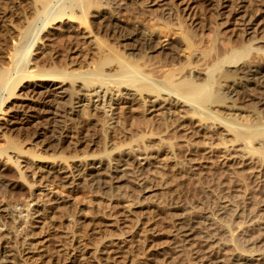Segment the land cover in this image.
<instances>
[{
    "label": "rangeland",
    "instance_id": "1",
    "mask_svg": "<svg viewBox=\"0 0 264 264\" xmlns=\"http://www.w3.org/2000/svg\"><path fill=\"white\" fill-rule=\"evenodd\" d=\"M13 2L14 0H1L0 2V11H6L5 15H3L4 22L0 26V62L3 66H8L9 64L8 55L14 51L16 46L15 43H17L18 38L20 37L18 31H21L20 28L23 30L26 27L27 21L33 18V12L29 9V0H27V2L26 0ZM16 3L19 4L17 5ZM80 3V6H77L80 8L68 9V14L66 13L65 17H63L60 21L55 20L56 22H51L48 25V28H46L47 30L44 31L39 38H37L36 44L32 48V53L30 55L31 60L28 68L29 70H34L36 72L32 71L31 73L33 74H28L29 76L20 75L15 72L12 74V85L14 82L13 86H15V88L11 85V88L13 89H10V92L8 91L5 94V98H3V113L10 112L11 110L9 109H13V106L19 105L23 100L26 101L28 106H25V108L23 106V108L19 106V108L21 107L22 109L21 112L34 116L36 115L37 120L36 123L21 124L15 129L7 130V128L0 127V149L7 151L6 154L9 155L8 158H6L9 161L2 166V168L6 167L7 169L5 168L2 171L4 176H1V179L12 180L14 178L13 180H15L19 178L17 187L15 186L16 188L12 186L3 188L0 186V201H28L30 200V193L32 192V189H40L39 191H41V197H43V199H46L49 196L46 194L48 193V190L45 189L43 180L40 178H37L36 180L31 179V177L25 175V173L17 165L18 163L16 162V158L18 154L23 157L25 156V158L29 160L35 159L33 164L37 165L38 162L36 161L38 157L40 158L41 156H48L50 159H56L59 156L57 158L59 161L69 162L75 155L80 156L81 154L84 156L88 154L100 156L101 152L102 157H106L105 155H108L110 157L107 156V159H111V157L118 158L127 149L132 150L131 153L135 157L139 154L142 155V153H146L147 151L150 155L152 154L149 158V163L137 164L138 161H129L128 166L129 168L131 167L129 170L130 176L128 175V180L126 179L123 182V189L121 190V195L123 194L122 199H126L125 195H128L126 200H129L130 202L132 201L133 203L136 201L135 203L138 202L140 204L145 200L142 202L143 204H140V206L145 205L148 202H146V200L149 197H152L153 202H155L154 204L158 202L157 200L160 201L162 198L161 201L157 203L161 206V208L159 207L161 211L157 208L154 209L155 211L151 210L152 208H149V210L147 207H137L134 211L133 217L137 216L136 218H138L139 216L144 217L145 215L150 219L149 221H154L156 227L160 229V231L163 230L160 236H158L159 239L157 237H155L157 239L153 238L149 241L150 244L148 242L142 243L144 239L140 240L139 243L144 246L150 245L153 250H155V247L157 246L161 247L162 243H164L163 246L165 249L167 248L163 251H154V254L157 252L156 255L153 254L149 260L144 262V264L146 262H149L150 264H156V262L157 264H210L209 261H205L207 243L210 245L216 244V242L223 237L222 226L227 223L231 224L234 233L238 234L242 232L246 236L245 240L241 238L239 245L245 249L246 252L258 255V253L264 249V155L262 154L263 156H261V152L259 154L257 150L255 151L256 154H254L253 151H248L252 154L250 153V158L249 160L247 158L246 164L243 162L242 164L239 160L237 161L232 159V156L229 153L232 151L231 146H233V142L235 145L236 139L233 140L235 138L233 137L234 134H229L223 128L224 126L219 127L216 123H214V121L207 123L212 128L210 129L207 127L208 129L203 130L205 133L188 132V120L187 118L182 117V115L186 113V109L181 106H172V111H167L162 115L163 120H154L150 117L151 115L148 114L147 111V100L150 97L148 94H143V97H136L137 99L135 98L131 101L124 100V102L122 101L121 104H119L121 106L119 108L120 110H114L117 105V99L125 96L126 94L123 95V93L120 92L117 94L118 91L116 92V90H111L109 91L110 94L112 92L111 95L109 94L110 97L107 95L105 100L102 101V107L100 106L97 109H92V100L94 95L91 88L97 86L98 82L95 81L94 84L89 82L86 83V80L80 78L79 75L78 77L76 75L78 73H83L86 70L88 71L89 68L90 70L93 69L92 67L102 59L101 56L103 57L104 55L101 54L102 52L107 55L109 52L111 55L112 52L114 54H120L122 52L120 55L123 54L122 56H125L126 58L128 57V60H131L132 58L131 62H138L135 64L142 65L143 61H145L144 58H140V56H130V58L125 55L126 53L120 44L117 45V42L114 43V41H116L113 35L114 32H119V30L122 29L121 27L124 28V26L127 31L139 30L141 32V35L137 37V41L140 45H147V43L148 45H152L157 41H165V39L166 41H173V52L176 56L175 58L178 59L179 62H183L185 60L184 63L187 61V54L189 53L187 40L199 42L201 44H208L211 42V38H213L215 32L218 31L219 45L221 47H227L231 44H239L242 39H246L248 36L239 28H234L233 26L227 27L222 23L224 17L218 15L220 0H81ZM104 4L110 8V13L117 16V20L108 16L106 17V22L103 24L104 27H99L97 23L95 25V23L92 22V19L90 20L91 17L88 13L93 7ZM27 5L29 10L27 9ZM185 6H190L191 8L188 11H184L183 7ZM71 10H73V12ZM82 10L87 12L83 13ZM70 14H73L74 16L76 15L75 22H72V24L68 22L67 18L70 17ZM107 23L108 26H106ZM8 24L14 25L15 29L9 27ZM59 24H62L63 31L54 29V27ZM79 24L84 25L85 27L87 25L90 26L89 28H92L94 34L96 33V35H98L97 39L99 41L95 40L96 42H94L96 44L94 42L88 43V40L82 37L80 33H78L80 35L78 36L73 27H76ZM134 27L137 28L135 29ZM142 31H147V34L143 33V35ZM176 40L178 41L177 43ZM102 47L105 49L102 50ZM155 55L160 57V54ZM138 60H140V62ZM99 63L100 62L97 63V66ZM109 65L111 66L109 67L105 65L107 67H104L105 70L114 69L116 64H113V66L112 64ZM54 68L57 70H66L68 72L73 71L72 73L76 76L75 78L74 76L67 78L66 87L69 89L70 95H72L67 100L63 99L59 104L57 101L60 99L57 98L54 93L55 91L48 90V84L43 82V78L45 76L40 77L39 75V73H44L43 71L47 72V69L49 70ZM83 82H85V84H83ZM87 84L88 86H86ZM30 89L33 90L31 91ZM260 92L261 91H259V94ZM91 93L92 95H90ZM76 96L80 97L83 104L82 106L75 108V105H77L76 101L78 100ZM221 96L222 94L219 93V99H217L219 102H216V100L214 102L216 105L214 104L213 108H218V110L220 109L219 111L221 114L224 115L225 113L226 117L230 114L229 117L231 116V118H234L232 115L235 114V120L239 119L238 122H249V120L254 122V117L253 115L252 117L250 116L251 113H249L250 111H247V108L251 107L249 110L255 111L261 110L260 104L256 103L255 100L248 99L250 96L246 92L241 93L240 99H238V101L234 104L229 100H224L225 102H223V100H221ZM87 98H90L92 101V103L89 102L90 105H88L89 103ZM94 99L96 100V97ZM111 104L112 106H110ZM255 107H258V110H256ZM115 111L117 114L113 113ZM173 111L175 113H173ZM230 112L233 114L231 115ZM260 112L262 118L264 119V110ZM3 113H1L0 116H2ZM188 115L189 117H194L191 113ZM181 124H183L182 127ZM45 132V135H49L48 138L51 139H48L51 145L49 148L47 147L46 149H43L41 147L42 141H39L38 139L36 140L34 135L43 134V136H45ZM53 134L56 135L54 136ZM160 134H162L161 137ZM236 142L239 143L238 140ZM238 143L236 145H238ZM255 143L254 147L257 145L256 148H259L258 142L256 141ZM211 144L213 146L212 150L208 149V146H211ZM144 146L145 149L147 148L145 152L143 151L145 150ZM104 148L107 150V154ZM115 148L118 150L122 149L118 151ZM208 150L210 151L208 152ZM248 152L246 154L247 157ZM16 153L18 154L16 155ZM134 180H137L136 183H134ZM141 180H147L148 184L152 185L153 189L155 188L154 191L147 194L148 192H145L143 187L140 188L141 184H139V182H143ZM33 182H35V184H33ZM87 185L88 184H84L79 186L76 190H70L69 188L54 184L53 187L59 189L58 191L62 193L64 192V194L66 193V196L71 195L73 197H77L79 200L81 199V208L79 209L76 207L75 209V206L70 202L69 204L66 203L60 205L58 210L60 209L61 211H55L56 214H53V218H48L46 222L44 221L45 224L42 223L43 225L39 223V225L36 224L37 226L32 227V233L35 234L32 237L30 236L31 238L28 239V242L38 243H34L37 248H35L33 244H30V246H34L31 248L32 250L37 249L35 252L33 251L34 253L31 252V257L24 258L22 260L20 254L17 252L16 245L11 243L13 246H9L10 248L7 247V251L4 253V257L7 259L6 264H17V262L23 264L24 261H27L24 262V264L64 263V261L69 258V252H71L73 248H75V254L77 256V254L79 255L82 253V248L80 247H83V243L86 244L88 241L87 243L90 244L93 241L95 242V238L100 239L98 237H101V234L107 231L105 225L106 219H104V217L109 213H114L115 215L117 213L120 214L118 211L121 210V204L118 199H116L115 202H111V204L107 199L105 200V198H103V194L95 190L97 188L92 189L94 187ZM53 187L50 188L52 189ZM153 193L157 194L153 195ZM134 194L136 196H134ZM150 194L151 196L148 197L147 195ZM242 195H244L247 202L245 205L246 207L243 205L245 207L244 209L242 208V205H240L242 203H240L241 201L239 199ZM150 198L149 201H151ZM162 202H165L166 205ZM63 205H65V207ZM146 210L148 211L146 212ZM84 213L86 214L83 215ZM90 214H94L95 216H91ZM101 214L104 217H102ZM181 216L186 217V219L190 218V220L187 219L186 222H190L191 219L194 221L197 220L195 221L196 223L192 220L193 225L195 226L200 222V226L198 225L196 227L199 228V230L202 228L203 231H201L202 233L200 234L198 233L197 237L187 243L188 247L187 245H179L181 247L180 248L177 246L178 243H176V248H174L173 245H175V243H171V245L168 241L170 239L169 233L171 234L175 232L178 228L177 223L179 222V219L182 218ZM74 220L76 222H73ZM175 220L177 223L174 222ZM164 235L167 236L165 237ZM201 235H203V237H201ZM2 241L3 238L1 239L0 237V243H2ZM161 241L163 242L161 243ZM137 242L138 241H136V244H138ZM165 242L167 245H165ZM155 243L157 246H155ZM160 243L161 245H159ZM67 245L69 246L68 248L70 251L67 252L66 256L64 250L60 249H62L63 246L67 247ZM73 245L75 247H73ZM70 246H72V248ZM148 246H146V248H148ZM42 248H44L43 251ZM78 249H81V251H78ZM165 251L167 253H165ZM62 252L66 257L63 256ZM59 253L62 254L60 255ZM81 255H79V258L83 264H92V260H88L89 256L87 254V258L80 257ZM82 256H85V254ZM156 256L158 258L157 261ZM163 256H165V258ZM57 258H61L62 260H58ZM97 261L99 263L102 262L100 260ZM98 262L96 263V261H93L94 264H99ZM110 264L114 263L110 262Z\"/></svg>",
    "mask_w": 264,
    "mask_h": 264
},
{
    "label": "bare ground",
    "instance_id": "2",
    "mask_svg": "<svg viewBox=\"0 0 264 264\" xmlns=\"http://www.w3.org/2000/svg\"><path fill=\"white\" fill-rule=\"evenodd\" d=\"M18 1H20V0H14V2H18ZM80 1L81 0H29V7L30 8L27 5V9L29 8L30 11L33 12V14H32L33 18L29 21H27L28 19L26 20L27 21L26 27L23 30L21 28H20V30H21L20 32L17 30L18 33L20 34V37L18 38L17 43L13 42L16 44V46L14 48V51L8 55V60H9L8 66H5V65L3 66L0 62V115H1V113H3V105H4L3 104V98H5V94L10 89L12 90L13 88H15V86H13L14 82L12 85V74L14 72L18 73L20 75H26V76L33 74L31 72L34 70L31 71L28 68H29V64H30L29 62L31 60L30 55L32 53V48L36 44L37 38H39L40 35L44 31L47 30L46 28H48V25L51 22H53L55 20L60 21L63 17H65V14L67 13L68 9L80 8V7H77L79 4H81ZM117 1H119V0H117ZM120 1H122V0H120ZM0 2H1V0H0ZM26 2H27V0H26ZM190 8H191L190 6L189 7L185 6V7H183V10L188 11ZM109 9L110 8L105 6V4L104 5H97L96 7H93L88 13L89 16L91 17L90 20L92 19V22L95 23V25L97 23L99 25V27H104L103 24H104V22H106L105 20H106V17H108V16L117 20V16L110 13ZM71 11L73 12V10H71ZM79 11H80V9H79ZM218 11H219L218 15L224 17V19L222 21L223 24H225L227 27L233 26L234 28H239L248 37L246 39H242L239 44H231L227 47H221L219 45V43H218L219 42L218 31L215 32L213 38H211V42H209L208 44L205 43L206 45L201 44L199 42L187 40V46L189 49L188 50L189 53L187 54L188 55L187 61L185 63H184V61H185L184 59L181 58L184 61L179 62L178 59L175 58L176 56L174 55V52H173V50H174L173 41H171V40L166 41V39H165V41L164 40H161L159 42L157 41V42H155L156 44L154 43L152 45H148V43H147V45H140L137 41V37H139L141 35V32L139 30L138 31H127L125 29V26H124V28L120 26L122 29H120L119 32H117V31L114 32V34H113L114 38L116 40V41H114V43L117 42V45L120 44V46L123 47L124 52L126 53L125 54L126 56H129V57L130 56L131 57H134V56L139 57L140 56V58H144L145 61L142 60L143 61V63L141 62L142 65H137V64H135V63H138V62H135L137 60L136 58H135L136 60L134 61L135 63H133V61L131 62V60H132L131 57H130L131 60H128L127 59L128 57L126 58L125 56H122L123 54L120 55L122 52L120 54L119 53L114 54L112 52V55L110 52L108 53V55L102 52L101 54L102 55L104 54V55H103V57L101 56L102 59L98 61V62H100L98 64V66H97L98 62L96 63V65H95V66H97L96 68H94L95 66H93L92 67L93 69H91V70L89 68L88 71L86 70L83 73L76 74L77 77L79 75L80 78L86 80L87 81L86 83L89 82V83L94 84L95 81L98 82V85L95 84L97 86L94 85L95 87L91 88L93 90L92 93L94 95V98L96 97V100L94 98L92 100L93 101V105L91 104L93 106V107L91 106L92 109L99 108L101 106V104L103 103L102 101L105 100L106 96L107 95L109 96V94H110L109 91H111V90L112 91L116 90V92L118 91L117 94H119V92L123 93V95L126 94L125 96L119 97L117 99V101H116L117 105L115 106L114 110L119 109L121 107L119 104H121L122 101L124 102V100L131 101V100H134L136 97H143L144 96L143 94H145V95L148 94V95H150V97L147 100L148 101L147 111H148V114L151 115L150 117H152L154 120L159 121L160 119H162V115L164 113H166L167 111H172V109H173L172 106H175V107L181 106V107L186 109L185 111H186L187 115L185 113L182 115V117H185L188 120L187 121V126H188L187 130H189L188 132H190V133L204 132L203 130H206L208 128H210V129L212 128L207 123H209L210 121H214V123H216L217 126H219V127L224 126L223 128L229 134L233 133L235 135V136L233 135V137H235L233 140L236 139V141L238 140L239 143L235 141V145L238 143V145L235 146L233 144L234 142L231 140L233 142L232 143L233 146H231L232 151L229 154L232 156L231 157L232 159H235L237 161L239 160V161H241V163L243 162L244 164H246V162H247L246 160H247V158L249 160V158H250L249 155L251 153L248 151H253L254 154H256L255 151H257V150H258L259 154L261 152L260 155L263 156L264 155V119L262 118L260 111L264 110V15H263L264 0H220ZM82 12L84 13L87 11L82 10ZM5 13H6V11H3V12L0 11V26L4 22L3 15H5ZM114 14H115V12H114ZM72 15L70 14V17H67V15H66V17L68 18V22H70L71 24H72V22H75V19H76L75 18L76 15L75 16L74 15L72 16ZM132 22H134V21H132ZM81 24L77 25L76 27H73L74 31L77 32L78 36H80L78 34V33H80L82 35V37H84L86 40H88V43L94 42L95 40H98L97 39L98 35H96V33L94 34V31L92 30V28H89L90 26L87 25L88 27L87 26L85 27L84 25H81ZM8 26L11 27L12 29H15L14 28L15 26L12 24H8ZM106 26H108V23ZM54 29L61 31L62 30V24L57 25L56 27H54ZM146 32L147 31H145V32L142 31V34L146 33ZM153 33H154V31H153ZM113 35H112V38H113ZM149 38H150V36H149ZM146 39H148V38H146ZM177 40H176V43L178 42ZM174 43H175V41H174ZM112 46L115 47L114 45H112ZM100 47H97V48H100ZM104 47H106V46H104ZM103 49H105V48L102 47V50ZM109 50H111V49H109ZM155 54H158V55L160 54V57H157V55H155ZM140 60H138V61L140 62ZM109 64H112V66H113V64H116L115 68L111 69V70L108 69L110 71L105 70V68H104V67H106L105 65L110 67L111 65H109ZM32 69H33V67H32ZM34 72H36V71H34ZM43 72L44 73H39V75H40V77L45 76L43 78V80H44L43 82L45 84H48V90H54L55 91L54 93L56 94L57 98L60 99L57 101L58 104L63 99L67 100L71 97L72 94L70 95V93H69L70 91L66 87V80L68 77L71 78V76H74V78L76 77L75 74L72 73L73 71L68 72L66 70H60V69L57 70L54 68V69H49V70L47 69V72H45V71H43ZM17 78H18V76H17ZM29 79H30V77H29ZM75 82H76V79H75ZM83 84H85V82H83ZM11 85L13 86V88H11ZM30 85H31V83H30ZM86 86H88V84ZM30 90L32 91L33 89H30ZM258 90L261 91L260 94H259ZM34 91H35V89H34ZM243 92L244 93L246 92L250 96V98H248V99L255 100L256 103L260 104V106H261L260 111L249 110V108L251 109V107L247 108L248 110L245 108L247 111H250L249 113H251V115H250L251 117L253 115L254 119L253 118L252 119L254 120V122H251V120H249V122H244V121L238 122L239 119L235 120V116H234L235 114L232 115L233 113L230 112L234 118H231V116L229 117L230 114L227 115L228 117H226L225 113H224L225 116L223 114H221V112L219 111L220 109L218 110V108H215V109L213 108L214 104L216 105V103H214V102L217 99H219L218 98L219 93L222 94L221 100H223V102H225L224 100H229L231 103L234 104L238 101V99H240L241 93H243ZM92 93L90 95H92ZM153 93H155V94H153ZM111 94H112V92H111ZM74 95H76V94H74ZM25 97H27V96H25ZM90 98H92V97H90ZM77 99H78L76 101L77 105H75V108L82 106V104H83L81 102L80 97H77ZM89 99L87 98L88 103L89 102L92 103L91 99H90V101H89ZM4 101H5V99H4ZM216 102H219V100H217ZM233 104H230V105H233ZM88 105H90V103ZM19 106H21V107L23 106L25 108V106H28V105H27L26 101L22 100V102H20L19 105L13 106V109H9V110H11L10 112L3 113V115L0 116V119H1L0 127L7 128V130H8V129L18 128L19 125H21V124L33 123V122L36 123L37 116L36 115L35 116L30 115V114H27L25 112H21L22 109H21V107L19 108ZM110 106H112V104ZM257 108H256V110H258ZM174 110H175V108H174ZM4 112H6V111H4ZM189 112L194 117H192V116L189 117V115H188V114H190ZM113 113L117 114L116 111ZM169 113H172V112H169ZM173 113H175V112L173 111ZM184 115H186V116H184ZM236 118H237V116H236ZM247 121H248V119H247ZM204 125H206V126H204ZM213 125H215V124H213ZM182 126H183V124H181V127ZM42 132H44V131H42ZM60 133H62V132H60ZM153 133H155V132H153ZM45 134H46V132L44 133V135ZM42 136H43V134L36 135V136L34 135L36 140L38 139L39 141L40 140L42 141L41 147L43 149H46L47 147L49 148V146L51 145L49 140H48V139H50V138H48L49 135L48 136L45 135L43 137ZM161 136H162V134H160V137ZM158 138H159V136H158ZM183 140H185V139H183ZM61 141H62V139H61ZM256 141L259 144V148H256L257 145H256V147H254V144H256L255 143ZM59 142H60V139H59ZM36 143H37V141H36ZM142 144H143V142H142ZM142 144H141V146H142ZM59 145H58V147H59ZM227 145H228V143H227ZM105 148H104V150H106ZM212 148H213L212 144H211V146H208V149L212 150ZM115 149L118 150L117 148H115ZM121 149H119V150H121ZM144 149H145V146H144ZM146 149L143 151L145 152ZM137 150H138V148H137ZM210 150H208V152ZM6 152L7 151L0 149V186H2L3 188H7L8 186H10V187L12 186V187L16 188L18 181H19V178L15 179V180H13L14 178L12 180H8V179L2 180L1 179V176L2 177L4 176L2 171L6 168V167L2 168V166H4L7 161H9L6 159L9 156L6 154ZM131 152H132V150L127 149L118 158L117 157H114V158L111 157V159H109V158L107 159L108 155H105L106 157H104V156L102 157L101 152H100V154H101L100 156L90 155V154L84 156L81 154L82 156L81 155L80 156L75 155L76 157L75 156H74V158L72 157L73 159H70L71 161H69V162L59 161L57 159L59 156L56 158L57 160L54 158H53L54 160L52 158L50 159V157H48V156H41L42 158L38 157V159L36 161V162H38L37 165L33 164L35 159L29 160V159L25 158V156L23 157V156H20L18 153H16V155L18 154V156L16 158V162L18 163L17 165L21 168V170L25 173V175L30 176L31 179L36 180L37 178H40L41 180H43L44 187L46 190H48V193H46V194H48L49 196L46 199H43V197H41V191H39L40 189H32V192L30 193V200H28V201H25V202H19V201L18 202L17 201L16 202H14V201L13 202L12 201L5 202L3 200L0 201V230H1V232H0L1 236L0 237H1V239L3 238L2 243H0V253H1L0 264H6L7 259L4 257V253H6L7 247H9V246L11 247L13 245H16L17 252H18V254H20V257L22 258V260L24 258L31 257L30 256L31 252L34 253L35 250H37V249L32 250L31 248L34 247L38 243V242L37 243L34 242V243H36L34 245V243L28 242V239H30L35 234V233L34 234L32 233V227L39 225V223L45 224L44 221L46 222L48 218H53V214L55 213V211L57 212L60 205L66 204V203L69 204V202H70L72 205L75 206V209H76V207L79 209L81 208V205H82V202L80 201L81 199L79 200L77 197H73L71 195L66 196V193L64 194V192L62 193V192L58 191L59 189L53 187L54 184L69 188L70 190H76L77 188H79V186L84 185V184L85 185L88 184V185L94 187V188L90 187L92 189L97 188L95 190H97V192L99 191L101 194H103L104 195L103 198H105V200L107 199L110 203L113 201L115 202L116 199L120 200V204H121L120 209L121 210L118 211L120 214L117 213L118 215L117 214L115 215L112 212L113 214L109 213L105 217L101 214V216L104 217V219H106L105 225H106L107 231L105 233L101 234V237L100 236L98 237L100 239L95 238V242L93 241L92 243L89 244V243H87L88 241L86 240L87 241V242L85 241L86 244L83 243V247H80V248H82V253L85 254V256H82L83 254L80 253L79 255L82 254L80 257H86L87 258L89 256L88 260L91 259L92 264H94L93 261H96V263H97L98 262L97 260L102 261V262H100L102 264H107V263L110 264V262H112L114 264H144L145 261H147L151 258V256L154 254V251H157V252L163 251L165 249V247L163 246L164 243H162L163 241H161V243H162L161 247H158L155 243V246H157V247L154 246L156 248L155 250H153L152 246H150V245L149 246L152 249L148 245H146V246H148V248H146V246L139 243V241L143 240V239H144V241L143 242L141 241L142 243H144V242L149 243V241H151L153 238H155V237L158 238V236H160V234L162 233L163 230L160 231V229H158L156 227V224L154 223V221L153 220L149 221L150 219L148 217H146L145 215H144V217H146V218H144L143 216L142 217L139 216L140 218L139 217L136 218L137 216L133 217L134 211L137 209V207H147L148 209L152 208L151 210H154L156 208L159 209V207L161 208V206H159V204H157V203L160 202L162 198L160 199V201L157 200L158 202L156 204H154L155 202H153L152 197L151 198L149 197V196H151V194L147 195L151 201H149V198H148L146 200V202L147 201L148 202L143 206H140V204L145 201L144 199H143L144 201H142L140 204L138 202L135 203L136 201L133 203L132 201L130 202L129 200H126L128 195L126 196L125 194L127 192L124 194L126 199L125 198L122 199V197H123V194L121 195V190L123 189L122 184L128 178V175L130 172L129 170L131 168V167L129 168V166H128L129 161H131V160L135 161V162L138 161L137 164H145L149 161V158L152 155V154L150 155L146 151V153H142V155L139 154L137 157H135L132 155ZM135 152H136V150H135ZM247 152H248V157L246 155ZM108 153H109V151H108ZM110 153H111V151H110ZM106 154H107V150H106ZM112 154H114V153H112ZM108 157H110V156H108ZM263 159H264V157H263ZM7 165H8V163H7ZM138 166H140V165H138ZM12 170H13V168H12ZM130 174L133 175L132 173H130ZM9 179H11V178H9ZM136 181L134 183H136ZM141 181H143V180H141ZM33 184H35V182H33ZM139 184H141L140 188L143 187L145 192H148L147 194L152 193L155 189V188L154 189L152 188V185L148 184L147 180L143 181V182H139ZM50 187H53V188L51 189ZM136 192H138V191H136ZM142 192H144V191H142ZM0 193H1V187H0ZM171 193H173V192H171ZM154 194L156 195L157 193H153V195ZM162 195H163V193H162ZM134 196H136V195L134 194ZM239 199L241 201L240 203H242L240 205H242V208L244 209L246 207L245 205L247 204L246 199L244 198V195H242L241 198H239ZM169 203H171V202H169ZM163 204H165V202ZM165 205H163V206H165ZM63 206L65 207V205H63ZM67 208H69V207H67ZM144 209H146V208H144ZM58 211H61V210L59 209ZM147 211L148 210H146V212ZM159 211H161V210L159 209ZM140 212H141V210H140ZM76 213H77V211H76ZM137 213H139V212H137ZM179 213H180V211H179ZM80 214H81V212H80ZM85 214L86 213H84L83 215H85ZM93 215H91V216H93ZM171 216L174 217L173 215H171ZM181 217L182 218L179 217L180 219L178 218L179 219L178 223L176 222V220L174 221L178 225V228L175 230V232H173L171 234L168 232L170 235V239L168 241L170 242V244L175 243V245H173L174 248H176L175 247L177 245L176 243H178L177 246H179V245L180 246H183V245L186 246L187 243H189V241H191L195 237H197L198 233L200 234V233H202L201 231H203L202 228H200L201 230H199V228L196 227L200 224V222H199V224L197 223V225L195 226V225H193V221H194L193 219H191V221L193 220L192 222L191 221L186 222V220L187 219L190 220V218L186 219V217H183V216H181ZM151 218H152V216H151ZM50 220H52V219H50ZM170 220H173V219H170ZM97 221H96V223H97ZM195 221H197V220H195ZM73 222H76V221L74 220ZM89 222H90V220H89ZM57 224H58V222H57ZM154 224H155V226H154ZM170 224H172V223H170ZM159 225H160V223H159ZM160 227H162V226H160ZM103 229H104V227H103ZM172 231H173V229H172ZM222 233H223V237L220 238L219 241L216 242V244L210 245L209 243H207V251H206L207 254L205 257V261H209L210 264H262V263H264V249H263V251H260L258 253V255H254V254H250V253L246 252L245 249H243L239 245V242H241L240 241L241 238H243L245 240L246 236L242 232L238 233V234L234 233L230 223L224 224L222 226ZM73 234H75V233H73ZM72 236H74V235H72ZM201 237H203V235H201ZM157 238H155V239H157ZM136 241H138L137 242L138 244H136ZM158 241H156V242H158ZM154 242H155V240H154ZM161 243L159 245H161ZM27 244H29V245H27ZM30 244H33L34 246L33 245L30 246ZM165 245H167L166 242H165ZM42 246H44V245H42ZM61 246H62V244H61ZM68 247L69 246L67 245V247L63 246L62 249H60V250H64V253L66 254V256H67V252L70 251ZM70 247L72 248V246H70ZM73 247H75V246L73 245ZM187 247H188V245H187ZM35 248H37V247L35 246ZM44 248H42V251L44 250ZM76 249H77V247H76ZM46 250H47V248H46ZM60 250H58V251H60ZM40 251H41V249H40ZM75 251H76L75 248H73L72 251L69 252L70 254L68 253L70 256H69V258H67L64 261L65 264H83V262L80 261L79 255L77 254L78 257L76 256ZM78 251H81V249L80 250L78 249ZM62 253H59V254L61 255ZM64 253H63V256L66 257L64 255ZM156 253L154 255H156ZM165 253H167V252L165 251ZM165 253H163V254H165ZM38 254H39V252H38ZM25 255H26V257H25ZM165 256H163V257L165 258ZM152 258H154V257H152ZM156 258H157V256H156ZM57 259L60 260L61 258L60 259L57 258ZM157 260H158V258L156 259V261ZM24 262H27V261H24ZM24 262H23V264H24ZM18 263L22 264L20 262H17V264ZM61 263H57V264H61ZM64 263H62V264H64ZM147 264H150V263L148 262ZM156 264H157V262H156Z\"/></svg>",
    "mask_w": 264,
    "mask_h": 264
}]
</instances>
